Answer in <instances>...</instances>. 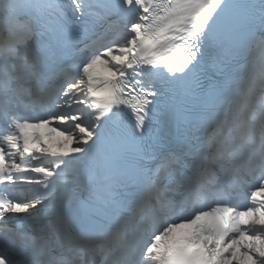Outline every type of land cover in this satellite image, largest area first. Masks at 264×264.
I'll use <instances>...</instances> for the list:
<instances>
[{
	"label": "snow or ice",
	"instance_id": "1",
	"mask_svg": "<svg viewBox=\"0 0 264 264\" xmlns=\"http://www.w3.org/2000/svg\"><path fill=\"white\" fill-rule=\"evenodd\" d=\"M0 264H264V0H0Z\"/></svg>",
	"mask_w": 264,
	"mask_h": 264
},
{
	"label": "bare ground",
	"instance_id": "2",
	"mask_svg": "<svg viewBox=\"0 0 264 264\" xmlns=\"http://www.w3.org/2000/svg\"><path fill=\"white\" fill-rule=\"evenodd\" d=\"M13 226H19L23 229H39L40 224H41V219L36 218L34 220H29V221H19V220H14L12 221Z\"/></svg>",
	"mask_w": 264,
	"mask_h": 264
}]
</instances>
